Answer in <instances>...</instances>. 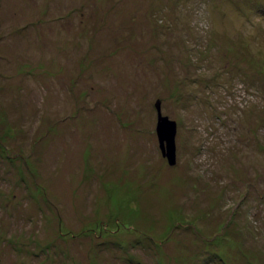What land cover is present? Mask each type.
<instances>
[{
  "label": "rangeland",
  "instance_id": "1",
  "mask_svg": "<svg viewBox=\"0 0 264 264\" xmlns=\"http://www.w3.org/2000/svg\"><path fill=\"white\" fill-rule=\"evenodd\" d=\"M0 264H264V0H0Z\"/></svg>",
  "mask_w": 264,
  "mask_h": 264
},
{
  "label": "water",
  "instance_id": "2",
  "mask_svg": "<svg viewBox=\"0 0 264 264\" xmlns=\"http://www.w3.org/2000/svg\"><path fill=\"white\" fill-rule=\"evenodd\" d=\"M156 109V126L155 133L158 140L161 154L167 159L169 164L175 162V134L176 121L170 119L161 112V103L159 100L155 102Z\"/></svg>",
  "mask_w": 264,
  "mask_h": 264
}]
</instances>
